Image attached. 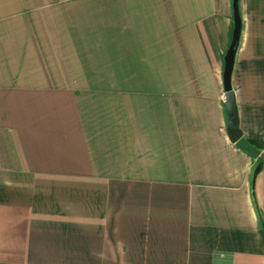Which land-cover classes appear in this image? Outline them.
<instances>
[{
  "label": "crops",
  "instance_id": "obj_1",
  "mask_svg": "<svg viewBox=\"0 0 264 264\" xmlns=\"http://www.w3.org/2000/svg\"><path fill=\"white\" fill-rule=\"evenodd\" d=\"M232 1L0 0V264H264V0L236 143Z\"/></svg>",
  "mask_w": 264,
  "mask_h": 264
},
{
  "label": "water",
  "instance_id": "obj_2",
  "mask_svg": "<svg viewBox=\"0 0 264 264\" xmlns=\"http://www.w3.org/2000/svg\"><path fill=\"white\" fill-rule=\"evenodd\" d=\"M238 2L239 0L232 1L233 31L230 45L224 56V67L222 72L223 89L225 92L224 106L227 116V135L232 143H236L242 138L235 95L232 89V73L241 34V18Z\"/></svg>",
  "mask_w": 264,
  "mask_h": 264
},
{
  "label": "trees",
  "instance_id": "obj_3",
  "mask_svg": "<svg viewBox=\"0 0 264 264\" xmlns=\"http://www.w3.org/2000/svg\"><path fill=\"white\" fill-rule=\"evenodd\" d=\"M249 153L251 152L250 149L248 147L245 148Z\"/></svg>",
  "mask_w": 264,
  "mask_h": 264
}]
</instances>
